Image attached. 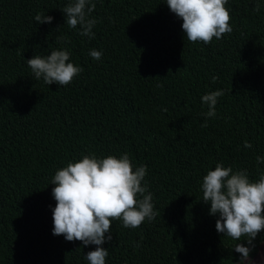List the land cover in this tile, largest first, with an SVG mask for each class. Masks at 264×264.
I'll use <instances>...</instances> for the list:
<instances>
[{
  "label": "trees",
  "instance_id": "16d2710c",
  "mask_svg": "<svg viewBox=\"0 0 264 264\" xmlns=\"http://www.w3.org/2000/svg\"><path fill=\"white\" fill-rule=\"evenodd\" d=\"M74 2L0 0V264H89L96 245L53 234L51 182L90 153L145 165L156 213L138 228L112 221L106 264H234L247 238L217 232L202 180L221 162L264 173V0H228L232 31L208 44L187 39L166 0H92L94 36H81L62 11ZM62 49L83 70L68 85L36 79L27 60ZM150 106L163 117L143 131Z\"/></svg>",
  "mask_w": 264,
  "mask_h": 264
},
{
  "label": "clouds",
  "instance_id": "9594fccd",
  "mask_svg": "<svg viewBox=\"0 0 264 264\" xmlns=\"http://www.w3.org/2000/svg\"><path fill=\"white\" fill-rule=\"evenodd\" d=\"M167 6L178 18L190 42L211 43L231 33V14L226 7L228 0H166ZM90 5V6H87ZM87 6V7H86ZM95 9L92 0H75L62 11L70 28L81 26L80 35L92 38L93 26L97 23L89 15ZM255 11H259L257 6ZM52 16L37 13V23H51ZM90 56L99 60L102 53L96 49ZM70 61L67 49L53 50L47 56L34 55L27 60L36 79L43 78L47 85H68L83 69ZM218 77H213V81ZM224 94L216 90L205 94L202 102L208 105V117L216 114L217 98ZM207 127L205 123L202 125ZM245 141V147L250 148ZM257 163L264 157L257 156ZM145 165L134 166L127 153L117 157H97L95 153L83 155L81 159L69 161L58 169L52 179L55 185L52 196L56 205L52 210L53 234L63 235L67 241H81L83 245H96L86 253L89 264H106L108 249L102 245L111 241L113 220H122L125 228H138L147 219H155L152 194L147 184ZM202 200L210 204V214L218 215L216 230L244 243L234 250L247 258L255 247L253 241L264 231V173L252 181L246 169L233 171L231 166L217 163L202 180ZM147 193V194H145ZM142 197V198H141ZM107 233V235H106Z\"/></svg>",
  "mask_w": 264,
  "mask_h": 264
},
{
  "label": "rangeland",
  "instance_id": "374dc122",
  "mask_svg": "<svg viewBox=\"0 0 264 264\" xmlns=\"http://www.w3.org/2000/svg\"><path fill=\"white\" fill-rule=\"evenodd\" d=\"M162 117L163 115L159 111L150 106L147 113V119L142 126L143 131H145L147 127H158ZM253 243L255 247L249 253L247 258H243L242 254L236 252V260L234 264H264V240L253 241ZM245 245L247 246V243Z\"/></svg>",
  "mask_w": 264,
  "mask_h": 264
}]
</instances>
